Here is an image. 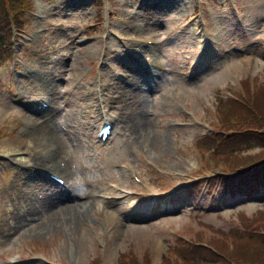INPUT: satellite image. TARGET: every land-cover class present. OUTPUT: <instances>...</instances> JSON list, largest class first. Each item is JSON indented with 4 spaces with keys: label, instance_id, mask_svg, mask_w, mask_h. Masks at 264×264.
Wrapping results in <instances>:
<instances>
[{
    "label": "rangeland",
    "instance_id": "1",
    "mask_svg": "<svg viewBox=\"0 0 264 264\" xmlns=\"http://www.w3.org/2000/svg\"><path fill=\"white\" fill-rule=\"evenodd\" d=\"M38 1L39 18L31 10L21 48L28 53L0 60V126L8 136L0 138V156L24 152L20 157L31 165L25 169L28 172H39L45 162L54 164L56 158L65 159L70 170L65 187L36 175L38 180L33 181L41 183L46 194L66 190L67 197L81 195L87 215L74 224L58 218L49 223L50 211L41 201L46 212L27 222L29 213L41 210L40 194L33 191L32 199H17L22 190L16 189L23 178L15 177L17 168L1 171L0 226L4 230H0V264H75L74 257L79 264H88L96 256L101 264H115L117 253L133 247L137 252L148 247L151 264H155L159 253L174 243L169 236L174 229L179 231L176 237L184 239L201 230L199 236L209 240L211 229L228 230L237 210L254 218L255 207L264 205L263 186L237 194L240 204L230 202L219 213L198 216L194 201L182 206L183 196L175 193L172 199L179 198L178 203L163 213L140 210L142 201L157 199L134 195L138 184L131 173L149 180L164 196L208 170L195 139L207 129L204 120L211 123L214 119L210 117L217 115V97H223L226 89L235 93L237 80L246 76L255 83L264 81V0H202L200 12L192 9L196 0H79L68 8L65 0H48L46 5ZM133 8L138 11L137 19L145 23L142 37L128 36L136 20L131 18ZM103 25L113 27L117 35L110 37L105 56L100 45ZM147 37L154 40L155 51L143 57L157 82L161 80L157 88L144 69L130 68L117 59L125 47H142ZM156 60L162 62L158 69L151 65ZM97 66L99 76L105 78L101 89L104 110L115 118L113 137L106 142L94 136L98 108L92 79ZM49 88L57 92L54 101L59 110L47 123L38 114L29 115L26 104ZM87 89L92 103L86 100L82 112L77 98ZM151 163L160 174L150 172ZM3 166L7 167L3 163L0 170ZM196 167L200 172L191 175ZM10 232L12 238L3 239ZM32 243L35 251L27 248ZM36 254L48 261H24Z\"/></svg>",
    "mask_w": 264,
    "mask_h": 264
},
{
    "label": "trees",
    "instance_id": "2",
    "mask_svg": "<svg viewBox=\"0 0 264 264\" xmlns=\"http://www.w3.org/2000/svg\"><path fill=\"white\" fill-rule=\"evenodd\" d=\"M18 0H7V3L10 6H13V3H16ZM8 14L6 10L3 7V1L0 0V41L3 40V37L5 40L7 39L8 31L7 26L9 23V20H7ZM263 84V83H262ZM258 86L255 89L254 97H255V107L258 109V111L264 116V84ZM246 85V80L243 82V86ZM246 87V86H245ZM215 105L218 109V111L221 113L222 118H230L233 114L237 112L239 109L238 103H233L230 101L229 98H219L217 97V100L215 102ZM221 110V111H220ZM238 122L237 115H236V123ZM242 137L240 140V143L237 146L229 147L228 149H238L245 146H249L252 143H258L257 146H264V136L260 139V141L255 140L253 138H246ZM237 140V139H235ZM260 156L264 157V149L260 150ZM246 159H240L238 163L243 165H248L249 163L245 162ZM264 169V166H262ZM256 174V171L251 173V175H246L245 180H249L250 176L254 177ZM263 212H260V214H263ZM261 217L260 219H262ZM253 223V220L248 221L245 225ZM227 236L230 240V245L224 243L223 241L216 242L215 247L219 251H224L228 259H232V264H253L251 262H254L255 259L258 261L264 262V238L259 237L256 234H252L250 232H247L245 230L239 231L235 229H231ZM250 248L252 251L251 254L248 253L247 248ZM172 251L175 253H178L182 260L184 261V264H212L215 263H222L227 264L226 257L225 256H219L213 252H209L208 250L202 248V246H199L197 248H191L189 250H182L178 249V246H173L171 248ZM119 259L118 264H135L134 255L130 251H122L119 253ZM165 263V260H163ZM264 264V263H260Z\"/></svg>",
    "mask_w": 264,
    "mask_h": 264
},
{
    "label": "bare ground",
    "instance_id": "3",
    "mask_svg": "<svg viewBox=\"0 0 264 264\" xmlns=\"http://www.w3.org/2000/svg\"><path fill=\"white\" fill-rule=\"evenodd\" d=\"M164 5L163 3H161V6ZM168 7L167 6H164V8ZM153 21V20H151ZM155 21V20H154ZM131 25V24H130ZM129 25V26H130ZM128 27V26H127ZM109 45V44H108ZM110 47L107 46V48ZM106 48V49H107ZM115 48V47H114ZM116 51V49H114ZM139 50V49H138ZM99 51V50H98ZM111 52V51H110ZM140 52V50H139ZM108 53V52H107ZM136 74V73H135ZM135 79V78H134ZM137 80V79H136ZM132 81V80H131ZM131 81H128L129 83ZM134 81V80H133ZM105 84V83H104ZM133 84V82H132ZM138 84V83H137ZM140 84V83H139ZM135 85V84H134ZM131 86V85H130ZM138 86V85H137ZM105 87V86H103ZM130 88V87H129ZM139 88V86H138ZM143 89V88H142ZM141 89V90H142ZM130 90V89H129ZM140 90V91H141ZM93 91V89H92ZM126 91V90H125ZM131 91V90H130ZM139 91V90H138ZM137 91V92H138ZM118 92V91H117ZM136 92V93H137ZM120 93V92H119ZM129 93V92H128ZM123 94V93H122ZM126 94V93H125ZM131 94V93H130ZM141 94V93H140ZM120 95V94H119ZM132 95V94H131ZM129 96V95H128ZM127 96V97H128ZM134 96V95H133ZM144 96V95H143ZM89 96L85 95L84 94V97H82V95L78 96L77 98V104H78V107L82 108V112H84L86 110V107H83L84 105V102L87 100V101H90V99H87ZM131 97V96H130ZM139 97V96H138ZM145 97V96H144ZM141 98V97H140ZM127 99V98H126ZM130 99V98H129ZM134 100V99H133ZM114 102V101H113ZM112 102V104H113ZM124 102V101H123ZM138 102V101H137ZM109 103V102H108ZM115 103V102H114ZM125 104V103H124ZM135 104V103H134ZM139 104V103H138ZM107 105V103H106ZM111 105V104H110ZM114 105V104H113ZM128 105V103H127ZM137 105V104H136ZM141 105V104H140ZM143 106V105H142ZM134 107V106H132ZM140 107V106H139ZM122 108V107H121ZM135 110V109H134ZM113 111V110H112ZM111 113V112H110ZM109 114V113H108ZM113 115V114H112ZM116 115V114H115ZM89 117H90V114H89ZM118 118V117H116ZM93 119V117H92ZM95 120V118H94ZM96 121V120H95ZM92 123V121H90ZM43 152V151H42ZM51 153V152H50ZM52 155V153L50 154ZM42 156H45V154ZM49 156V155H48ZM40 157V156H39ZM50 158V157H48ZM53 158V157H52ZM42 159V158H41ZM40 159V161H41ZM44 160V159H43ZM48 163V162H47ZM36 165V164H34ZM40 166V165H39ZM42 167V166H41ZM31 168V167H30ZM46 169V167H45ZM49 171H52V169L49 167L48 168ZM36 180V179H35ZM35 182V181H34ZM40 183V182H39ZM41 185V183H40ZM44 186V185H43ZM51 186V185H50ZM52 187V186H51ZM52 190V189H51ZM53 192V191H52ZM51 193V191H50ZM27 197H30L29 194H27ZM71 202L73 205H71L70 203L68 202ZM86 201V200H85ZM42 204H44L46 206V209L50 211V216L49 218H51V220L49 221V223H51V221H55L56 218H58V221H62L63 223L67 224L68 223H71V224H74L76 223V221L78 220V218H82L84 217V215H87V213H85V202L83 200H81L79 197H67V195L65 194L64 196L63 195H51V196H44L42 198ZM57 222V221H55ZM13 228V227H12ZM11 228V229H12ZM10 229V230H11Z\"/></svg>",
    "mask_w": 264,
    "mask_h": 264
}]
</instances>
